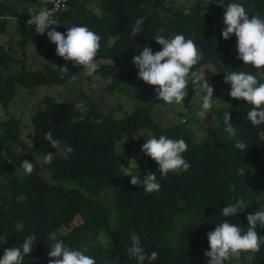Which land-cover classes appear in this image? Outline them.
I'll use <instances>...</instances> for the list:
<instances>
[{"label":"trees","instance_id":"16d2710c","mask_svg":"<svg viewBox=\"0 0 264 264\" xmlns=\"http://www.w3.org/2000/svg\"><path fill=\"white\" fill-rule=\"evenodd\" d=\"M9 1L0 0V17H3L0 36L8 32L12 21L14 26L15 20L11 17H18L15 23L18 25L11 31H20L18 45L22 53L15 56L10 49L0 46V103L6 110L10 109L19 86L64 85L82 79L78 67L58 56L56 45L47 36L52 28L66 33L73 25H87L102 37L96 60L99 69L107 75V90L126 95L125 83L129 82L132 96L139 97L145 92L152 99L149 104L136 106L119 118L100 111H86L83 121L73 123L81 115L74 108L80 101H58L52 95H44L31 119V145L21 139L18 120L13 133L0 131V173L8 179L10 191L9 200L0 203V257L6 248L20 247L27 236L35 234L33 251L25 255L23 264H48L49 259H54L48 256L50 246L57 240L75 249H86V254L95 257L97 264H138L126 251L131 246L130 234L135 232L146 253H158L152 264H207V233L227 219L222 215V208L238 202L246 205L245 208L241 207L240 212L228 219L247 231L248 214L264 210V124H251L246 116L252 105L232 98L231 85L224 82V77L233 71L250 72L259 77L264 68L256 69L237 59L234 33L229 39H223L225 9L221 4L226 7L229 3H239L250 16L257 13L264 16V0H179V3L175 0H65L64 6L54 14L56 22L43 35L36 33L34 24H24L21 19L28 18V7L40 9L46 4L50 8L57 0ZM14 2L25 6L19 7ZM140 17L145 18L143 31L134 38L130 35L131 27ZM158 29H164L161 34L166 38L178 33L186 39L192 38L202 53V59L192 69L200 75V83L193 84L189 78L184 102L190 108L202 103L205 93L200 85L204 78L208 79L214 88L212 120L215 119V124L203 142L196 141L194 130L185 123L163 128L153 116V108L164 102L157 99L156 86L138 77L132 58L144 46L151 47L153 53L162 49L153 38ZM32 38L43 60L40 62L43 69L39 71L26 69L24 49ZM204 62L213 63L216 71L212 73L204 68ZM13 64L20 69L13 70ZM61 65H66L69 75L76 78L61 79ZM221 95L222 100L215 101ZM229 112L236 128L235 138L224 130L225 114ZM148 129L157 138L165 135L184 139L189 147L183 156L190 168L162 177L158 164L145 153L132 166V155L138 152L136 145L145 143L140 132ZM49 131L62 146L70 145L74 149L69 158H62L44 140ZM235 140L247 143L249 148L245 152L236 148ZM13 144L27 150L10 156ZM49 151L56 158L44 165L53 180L46 179L38 167L31 175L22 167L17 175L11 172V160L21 166L30 155H46ZM149 171L155 172L161 183L159 199L155 193H145L142 187L130 183L132 175L142 177ZM63 181H71L75 186H66ZM104 194L113 198V211L105 204ZM35 197L44 198L41 205L34 203ZM77 215L82 221L74 224ZM177 218L185 224L177 231L178 244L176 241L172 245L169 234ZM141 225L143 229H139ZM61 229L67 232L62 234ZM256 231L264 235V228L259 225ZM225 264H264V245L259 252L242 253L239 259H229Z\"/></svg>","mask_w":264,"mask_h":264},{"label":"clouds","instance_id":"9594fccd","mask_svg":"<svg viewBox=\"0 0 264 264\" xmlns=\"http://www.w3.org/2000/svg\"><path fill=\"white\" fill-rule=\"evenodd\" d=\"M225 11L222 29V37L227 40L234 33L237 37L236 47L238 51L237 59L242 60L245 65H251L256 69L264 68V16L259 13L249 15L245 7L239 3H229L226 7L221 4ZM51 10L46 4L39 12L31 17L28 24L35 25L37 34L43 35L52 24L50 23ZM3 19V17H0ZM144 17L138 18L131 27L130 35L136 37L143 31ZM54 23V22H53ZM59 26V25H56ZM164 29H158L153 36L155 41L162 45V49L153 53L149 46H144L139 55H134L132 62L138 69V77L145 83L156 86L157 99L166 104H184L188 95L187 86L189 78L193 84H199L201 77L193 71V67L202 59L197 44L192 38H185L183 34H174L166 38L161 33ZM50 42L56 45V54L65 61H72L73 66H82L87 71L88 76H92L100 67L96 60L97 53L101 48L102 37L87 25H73L67 28L66 33L56 31L55 28L47 32ZM118 39V35L115 37ZM64 76L75 79V75H69L70 69L66 65L60 66ZM208 71V70H207ZM264 73L260 76L250 72H229L224 77V82L231 85L229 95L237 100L252 105L247 112L246 118L253 126L264 124ZM203 95L201 111L198 115L205 118L213 107L214 88L204 81L200 85ZM75 110L81 113L73 119V123L83 121L87 107L83 101L74 105ZM225 131L230 137H236V128L231 122L230 112L225 114ZM50 146L61 153L62 158H69V154L74 152L70 145L62 146L59 139H55L49 131L44 135ZM189 145L184 139H173L165 135L147 137V141L142 145L141 151L151 157L159 166L162 177L170 172L180 174L190 168V163L185 159L183 153L188 150ZM235 147L246 151L249 146L241 140H235ZM55 153L49 151L43 159V163L51 164L55 159ZM21 167L25 173L31 175L35 165L27 159L22 161ZM129 174V173H128ZM127 175V174H126ZM130 183L139 185L145 193L158 192L161 183L158 181L156 173L149 171L146 175H132ZM242 202L234 205L224 206L221 210L224 219L222 223L216 225L215 229L207 233L209 250L205 251V256L209 259L207 264H225L229 259H239L242 253L259 252L264 245V235L256 231L257 225L264 228V210H257L247 216V231H242L239 224H233L228 219L240 212V208H245ZM131 246L126 249L129 257L135 258L138 264H152L158 258L156 251L149 255L142 247L139 236L132 232ZM37 240L36 235L27 236L20 247H11L4 250L0 257V264H23L25 255L33 251V246ZM48 264H97L95 257L87 255L86 249L79 250L72 248L57 240L50 246Z\"/></svg>","mask_w":264,"mask_h":264},{"label":"rangeland","instance_id":"374dc122","mask_svg":"<svg viewBox=\"0 0 264 264\" xmlns=\"http://www.w3.org/2000/svg\"><path fill=\"white\" fill-rule=\"evenodd\" d=\"M176 3H179V0H175ZM13 2L12 0L9 1ZM17 6L23 7L25 6L22 3H16ZM29 4V3H28ZM30 6L27 8L29 10ZM36 7V6H34ZM18 24L11 25L10 29L7 33L0 36V46L4 48V50L10 49L12 54L15 56H20L22 51L20 50V46L18 45L19 39V30H13V27H17ZM12 48V49H11ZM27 57V66L26 69L29 71H39L42 68V62L40 58V54L35 48L34 39L29 40L26 48ZM204 68L208 69L210 72H215V65L211 62H204ZM79 72L82 74V79L77 82L67 83L64 85H40L35 88H27L23 86L18 87V91L14 96L12 105L9 110H6L2 104L0 103V131L13 133L16 128L15 120L20 121L19 129L21 132V139L27 144L31 145L32 141V133H33V125H32V116L36 109V105L40 102L44 95H52L56 97L58 101L64 100H77L83 101L87 107V111H100L103 114H111L115 117H121L125 115V113H129L133 111L136 106L143 107L146 104L150 103L151 95L149 93H142L141 96L136 97L132 96L130 92L132 91L129 82H126V95L124 93H118L117 91L107 90L105 88L108 80L105 79V72L102 69H98L96 73L92 76L87 75L86 69L82 66H77ZM19 66L13 64V70H19ZM208 81V79L204 78V81ZM222 96H217L215 101L222 100ZM202 103H195L193 106L188 107L185 102L184 104H166L160 103L155 108H153V116L155 120L159 123L161 127H168L177 123H185L187 126L191 127L196 134V141L203 142L208 134L209 130L213 129L215 124V115L213 116L214 109L212 108L210 112L206 115L205 118H201L198 113L201 111ZM94 106V107H93ZM217 106V105H214ZM185 120V121H184ZM141 137H143L144 142L147 141V137L154 136L153 132L148 130H142ZM141 146H137L135 150H138L135 154L132 155V166H135L136 161L142 156ZM27 150L24 146H20L17 144H13L11 151L12 154L10 156L19 155L21 152ZM45 155H30L27 160L33 162L35 167H38L44 177L48 180H53L50 173L47 171L43 163ZM12 162V170L11 172L14 175H17V172L20 171L21 166H18L13 160ZM124 171L130 172L128 169H124ZM20 178V175L17 176ZM8 179L0 173V185L3 183L0 189V203L9 200L10 191L7 189ZM66 186H75L71 181H63ZM155 196L159 199L160 193L154 192ZM103 199L105 204L109 207L111 211L114 210L115 205L113 202V198L109 194H104ZM43 197H35L34 203L37 205H41L43 202ZM115 220V216H113ZM82 221L80 216H76L74 220V224H78ZM184 221L180 218L176 219V224L174 228H172L171 233L169 234V239L172 245L177 241V231L184 225ZM144 226L141 225L139 229H143ZM60 232L66 233L67 230L61 229ZM178 244V241H177ZM177 249V246L171 249V252Z\"/></svg>","mask_w":264,"mask_h":264},{"label":"bare ground","instance_id":"6f19581e","mask_svg":"<svg viewBox=\"0 0 264 264\" xmlns=\"http://www.w3.org/2000/svg\"><path fill=\"white\" fill-rule=\"evenodd\" d=\"M58 1H61V4H62V6L59 8V10L64 6V2H65V0H57V1H55V3H54V5L55 4H57L56 2H58ZM54 5L52 6V7H50V8H48V9H52L53 7H54ZM39 10L40 9H37V8H33V7H31L29 10H28V18L27 19H21V21L24 23V24H27V22L29 21V19L31 18V17H34L38 12H39ZM58 10V11H59ZM58 11H56L55 13H57ZM54 13V14H55ZM12 19H14L15 20V23L16 22H18V20H19V18L18 17H11ZM53 22L55 23L56 21H55V19H54V21H50V23L51 24H53ZM14 23V24H15ZM12 25H13V21H12ZM54 25H57V24H54ZM142 147V146H141ZM138 151V150H137Z\"/></svg>","mask_w":264,"mask_h":264},{"label":"built area","instance_id":"2783aa9c","mask_svg":"<svg viewBox=\"0 0 264 264\" xmlns=\"http://www.w3.org/2000/svg\"><path fill=\"white\" fill-rule=\"evenodd\" d=\"M57 4L54 5V7L51 10V17L50 21H54V13L59 10V8L62 6L61 1L56 2Z\"/></svg>","mask_w":264,"mask_h":264}]
</instances>
